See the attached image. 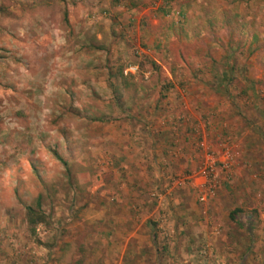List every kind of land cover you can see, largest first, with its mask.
<instances>
[{"label":"rangeland","instance_id":"obj_1","mask_svg":"<svg viewBox=\"0 0 264 264\" xmlns=\"http://www.w3.org/2000/svg\"><path fill=\"white\" fill-rule=\"evenodd\" d=\"M0 264H264V0H0Z\"/></svg>","mask_w":264,"mask_h":264},{"label":"built area","instance_id":"obj_2","mask_svg":"<svg viewBox=\"0 0 264 264\" xmlns=\"http://www.w3.org/2000/svg\"><path fill=\"white\" fill-rule=\"evenodd\" d=\"M130 69V68H129ZM215 157L211 154L209 157L205 158V160L201 163L198 171L197 176L202 179L199 182V191H198V201H204L207 195L213 193L214 188L216 186L215 177ZM224 166L226 165L225 162L222 163Z\"/></svg>","mask_w":264,"mask_h":264},{"label":"trees","instance_id":"obj_3","mask_svg":"<svg viewBox=\"0 0 264 264\" xmlns=\"http://www.w3.org/2000/svg\"><path fill=\"white\" fill-rule=\"evenodd\" d=\"M118 73L120 74V70L118 69ZM56 157L58 158V159H60L59 158V156L58 155H56ZM63 162V161H62ZM63 163H65V162H63ZM27 213H26V216H27V222L29 223V224H35L36 222H42L43 220H44V218H45V216H44V213L42 212H39L38 210H34L33 208H31V207H27Z\"/></svg>","mask_w":264,"mask_h":264},{"label":"crops","instance_id":"obj_4","mask_svg":"<svg viewBox=\"0 0 264 264\" xmlns=\"http://www.w3.org/2000/svg\"><path fill=\"white\" fill-rule=\"evenodd\" d=\"M155 153V152H154ZM151 156V155H150ZM152 156H155L154 154H152ZM154 158V157H153ZM154 159H156V158H154ZM158 163V162H157ZM152 164H153V162H151L150 164H149V166H147V164H145V165H143L142 163L140 164V166L141 167H146V168H150V166L152 167ZM140 166H139V163H138V167L140 168ZM141 169V168H140ZM143 171V169L141 170V172ZM150 175H151V173H149V174H145V177L146 178H149L150 179Z\"/></svg>","mask_w":264,"mask_h":264}]
</instances>
